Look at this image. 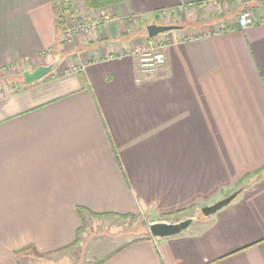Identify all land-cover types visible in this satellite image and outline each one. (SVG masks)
<instances>
[{
    "label": "crops",
    "instance_id": "0c3cea01",
    "mask_svg": "<svg viewBox=\"0 0 264 264\" xmlns=\"http://www.w3.org/2000/svg\"><path fill=\"white\" fill-rule=\"evenodd\" d=\"M231 1L121 0L112 21L79 6L92 32L68 44L57 2L73 0H0V71L61 56L40 81L0 84V264H65L95 217L148 227L89 264H264V7L242 29ZM209 5L225 15L186 25ZM153 23L180 28L157 35L167 60L145 72L129 50ZM192 215L187 232L150 233Z\"/></svg>",
    "mask_w": 264,
    "mask_h": 264
},
{
    "label": "rangeland",
    "instance_id": "374dc122",
    "mask_svg": "<svg viewBox=\"0 0 264 264\" xmlns=\"http://www.w3.org/2000/svg\"><path fill=\"white\" fill-rule=\"evenodd\" d=\"M78 6H82V8H89L86 4V0H78ZM229 6L231 8V10L228 11L230 13L229 16H237V23L239 25V19L243 17V15L248 14L254 19L255 8L264 7V0H234L229 3ZM203 10L200 9V11H198V13H200L198 18L193 19L191 17V19L186 20V25L192 26L195 23L198 24L201 21H204V18H217L225 15V12L221 11V9L214 11V6L212 5H209V7L204 10L205 13H203ZM145 31H147V29H145ZM80 36H82L83 38L87 37L86 34H80ZM155 40L159 43L166 42L161 36H156ZM149 41L150 39L146 40L145 38L135 47L141 46L142 44H148ZM21 82H24V73L21 67H14L12 69L0 71V84H5L7 87H14ZM92 225L94 226L91 229L88 228L89 238L86 237L84 240V242L88 241L86 245L79 243L76 247L74 246L68 252H64V254H68V262L72 260L74 264H89L90 261H93L87 260V254L91 252V249H94L95 253L97 254L101 252L102 249L110 248L111 245L116 246L117 244L123 242L124 239L137 236L136 234H140L144 229H147L148 227V223L146 222V220H140L139 218H128L121 221L114 218L109 219L105 217H95L93 218ZM111 225L113 227H110ZM68 262H65V264H67Z\"/></svg>",
    "mask_w": 264,
    "mask_h": 264
},
{
    "label": "built area",
    "instance_id": "2783aa9c",
    "mask_svg": "<svg viewBox=\"0 0 264 264\" xmlns=\"http://www.w3.org/2000/svg\"><path fill=\"white\" fill-rule=\"evenodd\" d=\"M57 3L59 8L58 18L63 21L60 26L61 42L71 44L80 34H86L87 37H85V39H87L92 32L93 23H88L79 18L80 8L78 6V0H73L74 9L69 12L64 11L63 3ZM101 18H103L104 21L113 20L109 11L106 9L102 10ZM253 22L254 19L248 14L243 15V17L239 19V25L242 29L248 27ZM155 38L156 37L151 39L148 44H142L141 46L129 50L130 54L138 56L140 67L145 72H154L158 66L163 65L167 60V55L165 54L166 42L159 43Z\"/></svg>",
    "mask_w": 264,
    "mask_h": 264
},
{
    "label": "water",
    "instance_id": "95a60500",
    "mask_svg": "<svg viewBox=\"0 0 264 264\" xmlns=\"http://www.w3.org/2000/svg\"><path fill=\"white\" fill-rule=\"evenodd\" d=\"M180 25L175 24H159L153 23L147 26L148 35L150 39H154L157 35L166 33L171 30H178ZM55 59L49 64H40L32 70H25L24 81L26 84H32L34 82L40 81V79L49 76L57 68L60 63L61 56L56 55ZM242 188H238L232 194L225 196V198L212 203V205H206L201 208V213L204 216H210L218 210L224 208L226 205L231 203L236 199ZM198 220L196 215L188 216L185 219L171 222L166 219L160 221H152L149 223L150 233L157 239L174 237L175 235L187 232L190 227Z\"/></svg>",
    "mask_w": 264,
    "mask_h": 264
},
{
    "label": "trees",
    "instance_id": "16d2710c",
    "mask_svg": "<svg viewBox=\"0 0 264 264\" xmlns=\"http://www.w3.org/2000/svg\"><path fill=\"white\" fill-rule=\"evenodd\" d=\"M121 0H86V4L91 9H101L114 5Z\"/></svg>",
    "mask_w": 264,
    "mask_h": 264
}]
</instances>
